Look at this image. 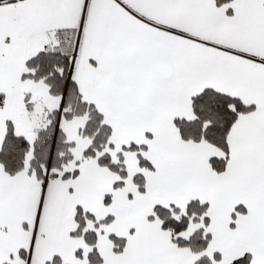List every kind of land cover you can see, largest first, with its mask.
Wrapping results in <instances>:
<instances>
[{
    "label": "snow or ice",
    "instance_id": "obj_1",
    "mask_svg": "<svg viewBox=\"0 0 264 264\" xmlns=\"http://www.w3.org/2000/svg\"><path fill=\"white\" fill-rule=\"evenodd\" d=\"M0 264H264V0H0Z\"/></svg>",
    "mask_w": 264,
    "mask_h": 264
}]
</instances>
